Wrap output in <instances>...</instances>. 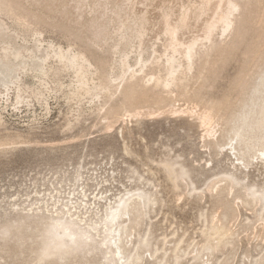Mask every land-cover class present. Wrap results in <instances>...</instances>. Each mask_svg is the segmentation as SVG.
Masks as SVG:
<instances>
[{"label": "rangeland", "instance_id": "rangeland-1", "mask_svg": "<svg viewBox=\"0 0 264 264\" xmlns=\"http://www.w3.org/2000/svg\"><path fill=\"white\" fill-rule=\"evenodd\" d=\"M222 1L189 63L201 0H0V264H264V0Z\"/></svg>", "mask_w": 264, "mask_h": 264}, {"label": "bare ground", "instance_id": "bare-ground-1", "mask_svg": "<svg viewBox=\"0 0 264 264\" xmlns=\"http://www.w3.org/2000/svg\"><path fill=\"white\" fill-rule=\"evenodd\" d=\"M3 1V0H2ZM125 1H127V0H125ZM131 1V0H130ZM198 1H200V0H198ZM217 1V0H216ZM212 2V1H209V0H201V3L198 5V6H196V7H193V10H192V8H190L191 10H192V12H189L188 11V9H187V7H186V12L184 13V11H183V14H182V16L180 17V19L178 20V22L176 23L175 22V24H172L171 23V21H170V23L171 24H169V21H168V19L169 18H167L165 15V17L163 16V14H162V17L161 18H164L163 20V24H164V27H163V29L165 28V31H167V33H169L171 36L170 37H172L174 40V42L176 41V42H179V44H177V45H184L185 46V51H184V55H185V58L187 59V61L190 63L191 62V60H192V50H193V47L195 46L194 44H195V41H194V39H198L199 38V36H198V38H189V40L187 41H181V40H179L177 37L179 36L178 35V27H177V24H179V26L182 28V29H184V28H188L189 29V27H191L190 25L191 24H189L188 23V21L190 20V18H192V20L195 18L196 19V21H198L197 19L198 18H200V17H202L203 15V17H206L205 16V14L207 13V11L208 10H210V8H213V10H214V12H212L211 14H213V15H211L209 12V15H211V16H209V20L207 19V17H206V21H205V23L203 22V20H202V22H203V34L202 35H200V36H202V37H204L205 39H209L210 38V35H211V31L218 25V24H220L221 26H222V28H223V31H227V30H229L230 28H232V21L230 20V17H231V15L237 10V8H238V5H237V3H235V2H231V1H226V2H223L222 0H218L217 2ZM222 1V2H221ZM225 1V0H224ZM98 2V1H97ZM175 2V1H174ZM212 2V3H211ZM172 3V2H171ZM223 3V5L221 6V4ZM97 4V3H96ZM136 4V3H135ZM94 6V5H93ZM170 6V5H169ZM162 7V6H161ZM150 8V7H149ZM152 8V7H151ZM7 9V8H6ZM185 10V9H184ZM155 11V10H154ZM167 12H169V11H167ZM9 13V12H8ZM143 13H144V11H143ZM162 13V12H161ZM51 14V13H50ZM140 14H142V13H140ZM165 14V13H164ZM168 14V13H167ZM170 14V13H169ZM179 14V13H178ZM9 15H10V13H9ZM125 15V14H124ZM171 15V14H170ZM12 16V15H11ZM64 16V15H63ZM139 16V15H138ZM141 16V15H140ZM149 16V15H148ZM208 16V15H207ZM14 17V16H13ZM113 17V16H112ZM170 17V16H169ZM202 17V18H203ZM211 17V18H210ZM171 18V17H170ZM146 19V18H145ZM47 20V19H46ZM177 19H175L174 21H176ZM200 20H201V18H200ZM195 21V22H196ZM125 22V21H124ZM173 22V21H172ZM201 22V23H202ZM144 23H146V22H144ZM122 24V23H121ZM145 25V24H144ZM195 25V24H194ZM135 26V25H134ZM133 26V27H134ZM140 26V25H139ZM144 28L143 26H140V28ZM131 29V28H130ZM129 29V30H130ZM119 30V29H118ZM199 30H202V29H199ZM133 31H134V29H133ZM138 31V30H137ZM144 31V29L142 30V32ZM184 31V30H183ZM221 31V33H222V30H220ZM95 32V31H94ZM201 31H199V33H200ZM118 33V32H117ZM146 33V32H145ZM155 33V32H154ZM225 33V32H224ZM158 34V33H157ZM192 34V33H191ZM223 34V33H222ZM8 35V34H7ZM6 35V33H5V28H4V25H3V23L0 21V40H4V39H6V38H8V36ZM94 35V34H93ZM102 35H103V33H102ZM137 35V34H136ZM141 35V34H140ZM151 35V34H150ZM168 35V34H167ZM181 35H183V33L181 34ZM141 36H143V34L141 35ZM180 38H182L181 36H179ZM201 37V38H202ZM134 38H136V37H134ZM140 38V37H139ZM200 38V39H201ZM203 38V39H204ZM119 39V38H118ZM141 39V38H140ZM96 40V39H95ZM138 40V39H137ZM5 41V40H4ZM122 41H124L123 39H122ZM181 41V42H180ZM203 41V40H202ZM15 42V41H14ZM138 42V41H137ZM175 42V43H176ZM208 42V41H207ZM11 43V42H10ZM118 43V42H117ZM140 44V43H139ZM13 45V44H12ZM15 46V45H14ZM22 47V46H21ZM26 48V47H25ZM115 48V47H114ZM15 49H17V48H15ZM21 48H19V50H20ZM18 50V49H17ZM17 50H15V51H13L14 52V54H13V56L15 57V58H18V54H17ZM31 50V49H30ZM37 51V50H36ZM41 51V50H40ZM56 51V50H55ZM101 51V50H100ZM115 51V50H114ZM150 51V50H149ZM19 52V51H18ZM32 52V51H31ZM12 53V52H11ZM38 53V52H37ZM142 53V52H141ZM149 53V52H148ZM55 54V53H54ZM10 55H12V54H10ZM37 55V54H36ZM38 55H39V53H38ZM143 55H144V53H143ZM43 56V55H42ZM119 56H121V55H119ZM33 57H35V56H33ZM66 57V56H65ZM68 57V56H67ZM36 58V57H35ZM119 58V57H118ZM127 58V57H126ZM11 59H13V58H11ZM19 59V58H18ZM41 60V59H40ZM126 60V59H125ZM13 61V60H12ZM20 61V60H19ZM31 61V60H30ZM68 62H70L69 60H67ZM71 61H73V58L71 59ZM118 61V60H117ZM41 62V61H40ZM120 62V61H119ZM171 62V61H170ZM14 63V62H13ZM166 63V62H165ZM7 64V63H6ZM5 64V65H6ZM172 64V63H171ZM26 65H28V64H26ZM88 65V64H87ZM32 66V65H31ZM35 66V65H34ZM143 66V65H142ZM173 66V65H172ZM0 68H1V72L2 71H5L6 72V70L5 69H3V67H1L0 66ZM175 69V68H174ZM127 70H128V68H127ZM8 72H10V71H8ZM141 72V71H140ZM175 72V71H174ZM84 74V73H83ZM9 75H10V73H9ZM7 76V75H6ZM14 77V76H13ZM5 78H7V77H1V79H0V82L1 83H4V82H6V80H5ZM112 82V81H111ZM5 84V83H4ZM93 84V83H92ZM163 87V86H162ZM130 88H132V87H130ZM262 91H264V75L261 77V79H260V81H259V83H258V85H256L254 88H253V96H257V95H259ZM148 94V93H147ZM249 104H251L252 106H254V102H253V99H250L249 100ZM257 108V111H258V118H256V119H252L250 122H248V123H244V124H242V129H244V128H246V127H254V128H256V129H259V130H262L263 131V140H264V101H263V103L261 104V105H259L258 107H256ZM148 113V112H147ZM143 114H145V113H141V112H139V113H137L136 112V115H143ZM201 121H202V123H208V121L211 119V112H203L201 115ZM139 117V116H138ZM237 138H239L238 137V135L236 136ZM264 155V154H263ZM119 215V211H111L110 212V217H112V218H114V217H117ZM56 224H57V227H58V229H59V232H60V234L61 233H64L65 232V230H68L69 228L67 227V226H63V225H60V222H56ZM69 234H72V233H70V231H69ZM114 246V251H113V254L114 255H116L117 257H119V259H124V256H123V251H122V249L120 248V246H118V244H114L113 245ZM125 264V263H124Z\"/></svg>", "mask_w": 264, "mask_h": 264}]
</instances>
